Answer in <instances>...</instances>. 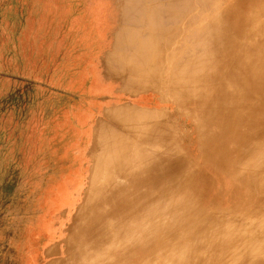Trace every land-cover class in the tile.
<instances>
[{"label":"rangeland","instance_id":"374dc122","mask_svg":"<svg viewBox=\"0 0 264 264\" xmlns=\"http://www.w3.org/2000/svg\"><path fill=\"white\" fill-rule=\"evenodd\" d=\"M252 6L0 0V264H87L115 240L97 234L89 213L105 195L127 190L126 180L144 177L141 160L154 154L197 168L200 127L214 124L211 98L230 94L229 61L242 46L233 37ZM151 130L160 138L155 151L139 139ZM195 186L187 204L202 208ZM229 196L215 187L210 203L221 206L203 211L220 219L208 225L263 221L264 192ZM152 228L165 229L157 221ZM190 234L160 245L173 253ZM125 257L115 250L104 261L148 260L138 249Z\"/></svg>","mask_w":264,"mask_h":264},{"label":"bare ground","instance_id":"6f19581e","mask_svg":"<svg viewBox=\"0 0 264 264\" xmlns=\"http://www.w3.org/2000/svg\"><path fill=\"white\" fill-rule=\"evenodd\" d=\"M242 3L253 6L233 37L239 43L242 41V46L229 61L226 88L230 94L211 98L214 124L200 127L201 163L196 168L161 160L154 154L151 162L141 160L145 166L143 178L126 180L129 191L123 187L105 195L96 209L88 212L98 223L97 234L115 240L110 247L101 248L100 255L88 259L87 264H105L104 259L115 250L124 252L126 262L131 251L137 249L148 254V260L142 264H264V219L258 224L250 222L251 226L246 223L250 228L240 227L245 225V217H241L243 224L224 220L214 227L207 223L220 218L203 211L205 206L215 207V203L221 206L219 201L210 203L209 199L217 185L238 201H244L251 190L264 192V0H242ZM224 120L229 129L222 134ZM152 132L139 139L155 151L154 145L160 138ZM215 133L217 138L212 141ZM176 173L181 175L180 182L174 176ZM193 183L198 199L204 204L202 208L187 204L190 195L186 189ZM178 205L181 209L177 213L174 210ZM251 216L253 220L255 211ZM155 221L165 229H153ZM191 225L196 226L195 231H188ZM187 232H191V241L173 253L160 245L175 239L178 242ZM93 246L95 249L96 244Z\"/></svg>","mask_w":264,"mask_h":264}]
</instances>
